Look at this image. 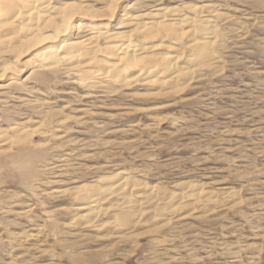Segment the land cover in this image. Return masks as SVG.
I'll use <instances>...</instances> for the list:
<instances>
[{"label":"rangeland","instance_id":"obj_1","mask_svg":"<svg viewBox=\"0 0 264 264\" xmlns=\"http://www.w3.org/2000/svg\"><path fill=\"white\" fill-rule=\"evenodd\" d=\"M42 2L52 29L67 9L74 38L94 36L100 57L113 33L131 30L111 18L113 0ZM125 2L119 15L130 8L145 23L159 9L171 15L167 9L215 6L218 62L198 70L181 92L135 74L127 87L97 79L85 86L77 83L82 58L72 66L41 63L42 51L59 54L55 40L36 45L20 30L15 43L0 42V264H264V0ZM138 36L132 39L140 48L158 46ZM186 55L183 68L190 67ZM120 172L169 190L202 183L227 202L186 211L171 226L142 222L118 231L108 227L112 214L86 225L90 204L78 190L99 186L91 191L98 196L111 183L100 179Z\"/></svg>","mask_w":264,"mask_h":264},{"label":"bare ground","instance_id":"obj_2","mask_svg":"<svg viewBox=\"0 0 264 264\" xmlns=\"http://www.w3.org/2000/svg\"><path fill=\"white\" fill-rule=\"evenodd\" d=\"M42 1L43 0H0V42L4 43L5 45L15 43L20 30H25L26 32L24 33H28L27 36L33 37L31 38L30 42L36 45L43 44L45 39L51 38L52 41L55 40L56 45L53 46L60 48L59 54H57L58 52L54 53L51 49L45 50V52L42 51L41 63L45 66L47 65L46 62H50V63L63 62L65 63L64 65L67 64V66H69L74 61L82 58L83 60L86 61V63L85 62L83 63V60L80 63L81 64L83 63L86 66V69H84L85 67L84 66L82 68V71L78 70L81 73V74L79 73L81 79L78 78L79 82L77 81V83L81 82V84L85 86H87L88 84H91L92 86L93 83L96 84L97 82L95 83V80L97 79L99 81H102L104 84L107 83L106 85L101 84V86L104 85L105 87L106 86L108 87V85L110 84L112 85L110 88H114V87L117 88V85L118 86L125 85L124 87H127L126 84L128 83L132 84L130 80L132 81L134 79V82L136 83L135 81L137 80V78H135L136 76H140V77L146 76V78L157 77L158 79L156 81H161V84L163 86L167 87L169 91L172 90V93H174L173 90L178 92L180 91V88H184L185 86H188L189 83L191 84L190 81L194 80V77L197 74L198 70L203 69L205 67H213L218 62V59L220 57L216 53L215 46H217V44L222 43L223 41L221 40L222 38L219 39L220 35L215 26V20H216V15H215L216 11L214 9L215 6L199 5L200 7L185 6V7L167 9L166 11L171 12L170 13L171 15H167V12L159 9L155 11L156 13L152 12L154 15L152 16L153 18L149 16V19H146L147 21L145 23L140 20L142 16H138L136 14L134 15V13L130 12V8H127V10H125L123 14L119 15L120 13H118V10L121 9V7L119 6L121 1L123 0H113L115 7L112 6L114 7V9H112L113 11L110 14L111 18L112 19L113 17L119 18L121 20V24L130 25L131 30L128 32L120 31V33L115 35L113 33V36L111 37H109L111 34L109 33L108 35L109 38L106 39L109 40L110 42L109 41L106 42L108 46L105 48L106 50L104 51V54L103 55L101 54L102 56L100 57L99 52L102 51V49L100 48L99 45H96V42H94L96 41V38L94 36H92L94 38L91 37L89 39L88 37L84 39L85 38L84 35H83L84 36L83 39H80V37L79 39L74 38V32H75L74 28L72 29L69 25L72 17L71 15H68L69 13L68 14L66 13L67 9H63L61 11V14L63 16L62 20L65 22H63L60 25H56L55 28L52 29V27L54 26L53 20L52 18L49 17L50 14L49 15L46 14V8H45L46 6L45 3H43ZM128 1L130 0H126V2ZM42 9L45 11V13H40ZM75 9L76 8L74 7L73 10ZM184 11H186V13L188 12L190 15H186V13L182 14ZM152 13L150 12V14ZM145 18L147 17L145 16ZM84 28H86V26ZM45 30H52L54 32V36L49 35L50 37L47 36L45 37L43 34V31ZM133 33L139 35L138 37L145 40V42L158 41V43H156L158 44V46H155L153 44L154 47L145 48V49L140 48L139 46H137V44L135 45L133 43V39H134L132 37ZM99 38L100 37L98 35V39ZM219 40H221L220 43ZM159 41H162L163 44L164 42H168L169 44L161 45L159 44L160 43ZM102 42L103 41H101V43ZM221 45L218 46L220 47ZM185 51H187L188 53ZM98 53H99L98 55L99 57L97 56ZM185 53H187L188 55H186ZM184 55L187 56L185 60L188 66H190L191 68L190 67L183 68L184 66L181 67L180 64L182 61H184ZM75 67H72L69 70H73ZM79 69L81 70V68ZM214 73H218V72L215 71ZM133 74H135L136 76L134 75L135 77L131 78ZM98 84L100 85V83ZM102 88L104 87L102 86ZM113 91L114 90H112V92ZM19 132H21V130ZM22 134L24 135V132ZM65 154H67V152ZM129 173L120 172L111 178H102V179L99 178L101 184L104 182L107 183L111 182V183L107 188H105V190H102V192L98 191V194L100 193V195L98 196H93L94 193L91 191H94L96 193V191L93 189H97L99 186L97 188L93 187V189L91 190H86L87 189L86 187H85L86 189L78 188L79 189L78 191L81 190L82 192L81 193L82 195H80L81 202L84 201L82 203H86V201H88L90 204L89 210H87L86 213L84 212V215L82 216L81 219L86 223V225L87 224L93 225L95 221H97V219L105 217L106 214H112V219L114 218L113 221L114 223L113 224L111 223L109 226L108 225L107 226L118 231L119 230L131 231L133 229H136L139 226L138 224L142 222L143 223L150 222L153 224L159 221V223L163 222L164 225H170L171 223L173 224L179 221L180 224L183 223V219H185L188 216L187 215L185 217L184 213H186V211H188L187 214L192 212L194 213V210L195 209L197 210V208L202 209L211 204L221 207V204L227 202L225 198L222 201L220 200L218 201L215 198V196L217 195L216 194L214 195V192L216 190L214 192H212L214 189L212 191H208L203 187L202 183L201 184L199 183L200 184L199 185L197 182L194 183L179 182L180 184L179 183L177 185L175 184L176 185L175 187L177 188L179 187L178 189L175 188L173 190H169L168 187L166 188L161 187L162 184L160 186L159 184L147 185V183L144 182L131 180V178L129 177ZM131 176L133 175L131 174ZM226 195H227L226 198H229L228 201L233 200L230 199L233 198L232 197L233 195L230 196L227 193ZM107 198H111L110 201L112 202L108 208H104L102 206V203L107 201L106 200ZM234 198L237 199L236 197ZM235 199L233 201H235ZM219 207H216V210L219 209ZM85 209L88 208L85 207ZM81 213L78 214L80 215ZM107 218L108 217H106V219ZM107 221L109 222L110 220ZM100 225L106 227L104 224H101V222ZM175 225H177V223H175ZM127 236H129V234ZM123 238L126 239L127 237L123 236ZM129 238H131V236Z\"/></svg>","mask_w":264,"mask_h":264}]
</instances>
